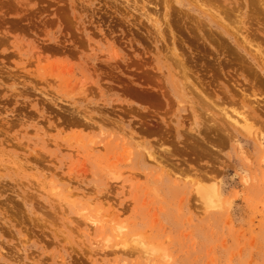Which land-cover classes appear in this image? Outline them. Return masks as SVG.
Returning <instances> with one entry per match:
<instances>
[{"label":"rangeland","instance_id":"obj_1","mask_svg":"<svg viewBox=\"0 0 264 264\" xmlns=\"http://www.w3.org/2000/svg\"><path fill=\"white\" fill-rule=\"evenodd\" d=\"M251 1L0 0V264H264Z\"/></svg>","mask_w":264,"mask_h":264},{"label":"bare ground","instance_id":"obj_2","mask_svg":"<svg viewBox=\"0 0 264 264\" xmlns=\"http://www.w3.org/2000/svg\"><path fill=\"white\" fill-rule=\"evenodd\" d=\"M192 1V0H191ZM252 1H255V0H252ZM251 1V2H252ZM257 1V3L258 2H260V0L258 1V0H256ZM255 1V2H256ZM250 2V1H249ZM261 3V2H260ZM263 4V3H262ZM262 4H259V6L261 5L262 6ZM192 5V4H191ZM253 11H255V10H253ZM222 23V22H221ZM218 24H220V23H218ZM222 25V24H221ZM223 26V25H222ZM176 62V61H175ZM251 106H253L252 104H251ZM239 115V119H241V121H242V124H240V126L242 127V128H244V130L246 131V132H248V134L249 133H251L252 131H253V129H252V126L249 124V122L247 121V119H246V115H242V114H238ZM233 122H235V123H237V124H239L240 122H238V120L237 119H234L233 120ZM245 131H244V133H245ZM246 135H247V133H246ZM252 135V134H251ZM253 136V135H252ZM254 137H255V135H254ZM205 190V189H204ZM216 190L215 189H213V192H211L210 194L211 195H215V194H213V193H216L215 192ZM210 194L208 193V192H205V191H203L202 192V195H203V197H204V199H205V203L206 204H211L212 202L214 203V201H212V200H210ZM215 197H216V195H215ZM212 199V198H211ZM215 199V198H214ZM212 201V202H211ZM209 206V205H208ZM120 232V231H119ZM118 234H120V233H118Z\"/></svg>","mask_w":264,"mask_h":264}]
</instances>
